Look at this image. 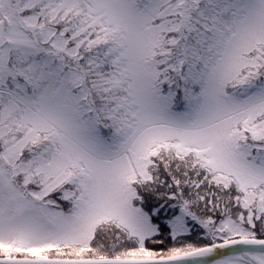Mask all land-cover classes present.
<instances>
[{"label":"snow or ice","instance_id":"obj_1","mask_svg":"<svg viewBox=\"0 0 264 264\" xmlns=\"http://www.w3.org/2000/svg\"><path fill=\"white\" fill-rule=\"evenodd\" d=\"M0 264H264V0H0Z\"/></svg>","mask_w":264,"mask_h":264}]
</instances>
